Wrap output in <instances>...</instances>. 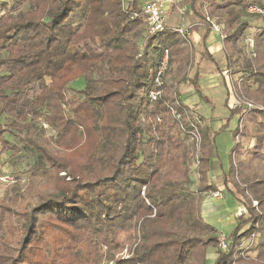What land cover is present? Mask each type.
Returning <instances> with one entry per match:
<instances>
[{"label": "trees", "instance_id": "trees-1", "mask_svg": "<svg viewBox=\"0 0 264 264\" xmlns=\"http://www.w3.org/2000/svg\"><path fill=\"white\" fill-rule=\"evenodd\" d=\"M194 3L188 5L201 19L206 11ZM206 4L211 14L223 12L226 23L251 5L264 7V0ZM141 7L135 0H12L8 13L0 15V117L19 130L43 117L56 133L57 150L29 143L57 173L69 177L58 196L22 213L20 237L10 251L4 247L9 241L2 243L0 264H102L103 257L105 264H206L208 248L216 249L213 264H232L238 241L252 235L256 256L250 262L237 257L236 264H264V25L251 47L259 71L244 73L252 72L249 65L242 70L247 74L243 92L262 106L245 108L257 139L249 150L262 172L250 173V165L236 162L241 150L236 137L244 129L237 127L231 169L222 185L248 217H237L230 244L222 250L217 249V230L202 220L198 202L185 191V145L176 137L182 121H174L170 110L189 112L177 97L178 85L189 79L182 74L176 86L169 82L188 64L189 41L169 26L150 34L139 15ZM248 27L236 24L233 35L223 40L230 44L237 30ZM165 50L162 94L150 101L148 92ZM204 56L212 59L208 52ZM79 79L84 88L67 95L69 85ZM34 85L38 93L26 99L24 92ZM229 112L231 117L237 110ZM4 126L0 123L1 150H14ZM200 137V162L211 165L209 130L201 128ZM203 173L196 194L219 192L214 185H202ZM136 224L140 237L132 255L114 259L110 252L120 248L118 234L131 232ZM48 228L67 232L56 247L44 239ZM101 247L106 254L99 255Z\"/></svg>", "mask_w": 264, "mask_h": 264}, {"label": "rangeland", "instance_id": "rangeland-1", "mask_svg": "<svg viewBox=\"0 0 264 264\" xmlns=\"http://www.w3.org/2000/svg\"><path fill=\"white\" fill-rule=\"evenodd\" d=\"M149 1L151 0H135L138 6ZM206 1L194 0L197 10L206 11L205 13L202 12L201 19H197L188 5L190 0H178V6L186 9L185 14L181 18L179 14L174 13L169 24L175 28L181 27L183 29H189L196 25V29L187 36L189 41L187 66L180 70L181 75L176 71L173 74L176 80H174L175 78L173 80L169 78V82L176 86L182 74L183 78L189 79L179 84L177 88L178 101L189 109V112L181 113L182 118L177 122L182 121L183 126L181 125L180 132L176 135L185 145L184 166L188 171V184L185 191L198 202L202 220L217 230L215 237L216 242H218V249L221 247V236L225 237L226 246L230 244V235L235 230L237 217L241 214L243 219L248 217L241 204L231 193L224 189L222 180L228 176L231 169L232 158L230 154L237 144L233 133L238 127L239 117L242 118L246 113L247 104L255 108H262L261 104L252 100L243 92L242 86L246 83L244 80L247 79L245 78L247 74L244 73H256L259 68L260 64L258 65L257 59L251 53L252 46H249V40H253L259 28L264 25V21L259 15H252L244 11L236 21L232 19L225 23L222 18L223 12L211 14ZM11 3L12 0H6L0 4L1 15L8 13L7 10ZM3 4H5L4 8L1 7ZM135 11L137 12V10ZM218 18L221 19L222 23L217 22ZM241 22H246L249 27L244 32L237 30L235 32L237 33L236 39H231L230 44L226 43L225 40H221L219 35L210 29L211 23L218 26L225 39L227 35H233L236 24ZM207 29H209L208 33L206 32ZM206 52L211 55L212 59L204 56ZM247 65L250 66L252 72L246 71L243 73L242 70ZM262 69L264 71V68ZM191 79H195V83L191 82ZM69 87L70 90L67 95H72L73 91L84 88V82L79 79L71 83ZM256 87L257 85H253V89ZM229 91L231 95L228 98V106L230 109L237 110L236 114L231 117L229 108L225 105L227 92ZM37 93V86L34 85L24 92V97L33 99ZM247 115L248 118L245 114L246 117L241 124L244 127L238 140L241 150L235 159L236 162H245L250 165V173L253 171V173L259 175L262 168L258 160L252 159L253 155L249 150L257 142V139L253 137L255 125L249 121L250 113ZM174 121L176 120L174 119ZM0 123L6 125L4 126L6 128L5 137L14 145V150L10 151H2L0 147V247H2L3 242L9 241L4 247L7 251H10V248L14 246L15 241L20 237L18 228L23 220L22 213L29 212L32 207H35L47 197L58 196L62 192L65 183L68 182L69 177L64 172L57 173L33 149L31 143H35L47 151L57 150L56 133L45 123L43 117L22 130L7 126L8 121L5 116L0 117ZM192 126L197 129L199 134L200 129L203 127L209 130L213 154L212 158L210 157L211 165L205 164L204 161L203 163L200 162L202 141L200 139L197 149L191 137V132L194 131L191 130ZM201 171H204L202 185L208 184L217 187L220 190L218 197L215 198L214 193L211 192L201 195L196 194L197 185L200 181L199 172ZM229 188L233 191L231 183ZM252 204L256 205L255 202ZM64 235H67V232H62L58 228H48L43 233L47 246L50 248L56 247V242L61 241ZM139 237V224H136L135 228L129 233L120 232L117 238L120 248L117 251L112 250L110 252L114 259L123 260L130 257L139 241ZM254 245L255 238L253 235L239 240L238 253L234 254L233 262L230 263L236 264L237 257L245 262L253 260L256 256L253 250ZM106 252V248L101 247L99 255L106 254ZM215 252V248L207 249L206 264H213L217 257ZM105 262L106 260L103 257L101 263L105 264ZM71 264H75V262ZM108 264H114V262ZM223 264L226 263L223 262Z\"/></svg>", "mask_w": 264, "mask_h": 264}, {"label": "built area", "instance_id": "built-area-1", "mask_svg": "<svg viewBox=\"0 0 264 264\" xmlns=\"http://www.w3.org/2000/svg\"><path fill=\"white\" fill-rule=\"evenodd\" d=\"M6 0H0V4ZM176 11L180 16H183L185 14V8L178 6V0H151L149 2H146L144 5H142L141 10L139 11L140 17L143 19L144 23L146 24V27L148 28V31L150 34H155L157 32L163 31L168 26V19L171 16L173 11ZM247 12L252 15H259L264 20V7H259L257 5H251L247 8ZM1 15V11H0ZM132 17L138 16L137 13H133L131 15ZM208 19V18H207ZM176 33L179 35L187 38L188 36V29H183L181 27H174ZM210 29L214 32H216L219 35V38L221 40L224 39L220 29L218 26L211 23ZM249 46H252V40H249ZM168 66V52L165 50L162 53L159 66L157 68L156 75L153 79V86L148 92V98L150 101H156L160 95L162 94V80L163 76L167 70ZM246 108H251L252 105L247 104ZM173 118L176 121H180L182 118V115L180 113L175 112L172 108L170 109ZM160 121V119H158ZM242 119H240L238 123L239 129L241 128ZM191 130H194L191 132V137L194 141L195 147L198 149L200 144V134L198 133L197 129L192 126ZM238 140L239 137H236ZM219 192H215L213 196L216 198L218 197ZM226 240L225 237L221 236L220 243H221V249H226Z\"/></svg>", "mask_w": 264, "mask_h": 264}, {"label": "crops", "instance_id": "crops-1", "mask_svg": "<svg viewBox=\"0 0 264 264\" xmlns=\"http://www.w3.org/2000/svg\"><path fill=\"white\" fill-rule=\"evenodd\" d=\"M174 13H177V12H172L171 16H170L169 19H168V26H169V27H174V26H172L171 24H169L170 19H171L172 15H173ZM177 14H178V13H177ZM183 16H184V15H183ZM183 16H181V18H183ZM215 34H216V33H215ZM217 37H218V35H217ZM210 53H211V55H212V50L210 51Z\"/></svg>", "mask_w": 264, "mask_h": 264}]
</instances>
